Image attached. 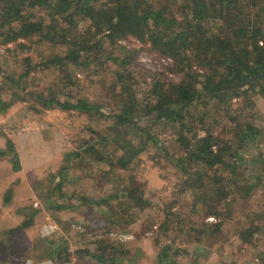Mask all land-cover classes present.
<instances>
[{"label":"trees","instance_id":"obj_1","mask_svg":"<svg viewBox=\"0 0 264 264\" xmlns=\"http://www.w3.org/2000/svg\"><path fill=\"white\" fill-rule=\"evenodd\" d=\"M82 21L89 23L84 29ZM0 35L3 42H19L23 47L22 39L34 41L36 36V40L67 46L64 54L45 62L31 65L27 57L23 76L32 67L49 65L59 71L58 84L67 88L40 94L44 105L112 120L106 132L91 128L78 151L79 156L100 163L105 173L128 166L150 140L159 142L152 131L156 123L164 125L165 131L170 128L180 146L176 164L189 175L194 191H204L197 199L206 216L220 217L222 204L251 193L258 178L254 165L259 164L264 173L262 155L247 157L241 152L250 148L261 128L255 118L234 106L236 98H264V0H0ZM130 37L138 39L142 48L173 58L179 78L149 69L143 80L135 77L131 66L138 63L140 48L120 44V51H114L112 47ZM105 54L119 67L111 86L118 99L110 98L113 105L93 102L85 95L72 100L77 71L93 64L104 66L101 56ZM7 153L12 154L13 170L21 169L11 138L0 146V155ZM6 198L10 199V190ZM18 210L26 216L22 224L31 225L36 210ZM193 224L183 223L179 230L195 232L198 241L224 226L222 220ZM248 235L245 230L241 238ZM89 236L85 247L77 249L81 256L88 254L109 264L123 262L127 244ZM183 252L178 244L167 245L156 264H178L176 256ZM62 258L67 260V253Z\"/></svg>","mask_w":264,"mask_h":264},{"label":"rangeland","instance_id":"obj_2","mask_svg":"<svg viewBox=\"0 0 264 264\" xmlns=\"http://www.w3.org/2000/svg\"><path fill=\"white\" fill-rule=\"evenodd\" d=\"M88 24L80 22L81 29ZM2 38L0 35V146L5 147L11 138L22 168L13 170L12 154L0 155V264H109L80 255L78 250L85 247L89 235L127 244L120 264H156L161 249L167 245L175 248L176 244L186 251L176 256L178 264H264V173L258 170L259 164L253 163L258 172L256 187L249 195L222 204V214L213 215L214 219L206 216L202 202H198L204 191H194L189 175L176 164L180 146L164 125L156 123L152 128L159 142L150 140L128 166L105 173L100 163L79 156L78 151L91 128L106 132L112 120L44 105L40 94L67 88L58 84L59 71L49 65L32 67L23 76L28 63L64 54L67 46L26 37L21 41L25 42L23 47ZM123 40L112 44L114 51H120L122 44L140 48L138 63L131 66L135 77L143 80L149 69L179 78L173 58L142 48L135 37L126 43ZM106 56H101L104 66L93 64L77 71L72 100L85 95L93 102L113 105L110 98L118 99L111 86L119 67ZM234 101V106L255 118L261 128L250 148L241 152L247 157H264V98L255 100L249 95ZM8 102L11 104L5 107ZM221 129L219 124L218 132ZM82 196L88 200L82 201ZM19 208L36 210L31 225L22 224L26 216ZM219 220L224 222L222 229L201 241L194 238L195 232L179 230L183 223L188 227L196 221ZM245 230L250 235L242 239ZM121 233L126 235L120 239ZM66 253L68 259L64 260Z\"/></svg>","mask_w":264,"mask_h":264},{"label":"built area","instance_id":"obj_3","mask_svg":"<svg viewBox=\"0 0 264 264\" xmlns=\"http://www.w3.org/2000/svg\"><path fill=\"white\" fill-rule=\"evenodd\" d=\"M135 39H136V38H135ZM136 40H138V39H136ZM138 41H139V40H138ZM123 42H124V43H126V39H124V40H123ZM209 219H214V216H213V215H211V216L209 217ZM110 234H111V235H114V234H113V232H111ZM123 234H125V233H121V235L119 236V237H120V239H121V238H123V236H125V235H126V234H125V235H123Z\"/></svg>","mask_w":264,"mask_h":264}]
</instances>
